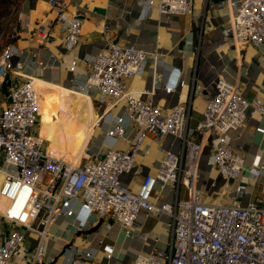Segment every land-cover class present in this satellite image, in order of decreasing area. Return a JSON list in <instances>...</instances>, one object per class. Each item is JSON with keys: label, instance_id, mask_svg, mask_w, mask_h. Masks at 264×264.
<instances>
[{"label": "built area", "instance_id": "built-area-1", "mask_svg": "<svg viewBox=\"0 0 264 264\" xmlns=\"http://www.w3.org/2000/svg\"><path fill=\"white\" fill-rule=\"evenodd\" d=\"M38 1L47 3L60 19L67 6L66 0ZM192 1L145 0L149 7L168 15L190 12ZM229 1L234 44L245 47L264 43V0ZM82 21L74 13L65 26L62 42L68 52L79 42ZM22 28L30 34L29 23ZM103 28H110L108 21ZM19 33V27L13 28L8 39L15 40ZM36 36L43 40L47 35L37 31ZM10 41L0 52V88L5 85L9 92L8 103L0 109V198L4 202L0 210V264H44L43 243L49 238L50 226L77 204L124 228L132 227L140 217L169 216L167 249L137 253L132 264H264V203L241 204L246 186L233 187L244 174L257 178L263 167H245L243 157L225 140L250 116L264 117V95L248 99L238 85L217 77L210 85L201 119L188 129V105L163 109L145 102L123 83L124 78L143 71L147 52L135 44L108 42L88 60L91 70L85 88L93 89L102 99L125 102L123 117L106 135L116 141L126 140L127 147H109L101 156L85 150L79 162L66 161L50 155L44 138L35 130L40 108L35 84L30 79L13 84L10 78L14 58L22 52ZM125 119L135 130L130 139L124 138ZM256 131L264 135V127H256ZM196 134L201 139L211 138L209 165L232 197L230 203L201 199L197 177L203 144L201 139H193ZM148 136L157 141L172 136L173 141L168 149H161L155 170L147 172L138 188L131 190L122 184L121 177L133 172ZM166 190L173 196L171 201L161 199ZM27 237H34L31 244L26 245ZM103 250L110 257L112 248L105 245ZM91 259L90 253L70 254L65 248L47 264H89Z\"/></svg>", "mask_w": 264, "mask_h": 264}, {"label": "crops", "instance_id": "crops-1", "mask_svg": "<svg viewBox=\"0 0 264 264\" xmlns=\"http://www.w3.org/2000/svg\"><path fill=\"white\" fill-rule=\"evenodd\" d=\"M225 1L193 0L190 12L168 15L149 7L145 0H66L60 19L43 1L20 0L13 26L19 27L20 33L10 43L22 52L14 58L10 78L13 84L30 79L39 91L35 130L44 138L48 153L60 152L77 163L84 147L93 156H101L112 146L127 147L126 140L116 141L106 135L123 117L125 102L102 99L93 89L85 88L91 70L88 60L108 42L135 44L147 52L148 62L143 71L124 78L123 83L145 102L163 109L188 105V129L201 119L210 85L217 77L238 85L248 99L263 96L264 43L245 47L234 44L230 25L232 4ZM74 13L83 19L82 32L77 46L68 52L62 39ZM107 21L110 28L105 30L103 25ZM24 23H29L30 34L22 28ZM37 31H43L46 38L38 39ZM8 101L4 92V104L0 103V107ZM259 126L264 127V117L252 115L238 131L225 137L243 157L245 167H263L257 178L244 174L234 183L233 187L246 186V195L239 199L241 204L264 203V135L256 131ZM134 135V128L125 119L124 138ZM193 139L199 141L201 137L196 134ZM201 140L203 153L197 177L201 199L207 203H230L232 197L209 165L211 138L204 136ZM172 141V136L160 141L148 136L133 172L121 177L122 184L136 190L144 175L157 167L161 149H168ZM172 197L169 190L161 193L163 200L171 201ZM70 212L59 216L50 226L49 238L43 243L44 264L65 248L70 254L90 253L89 264H132L137 253L167 249L170 218L166 214L140 217L132 227L124 228L110 218L90 214L78 204ZM33 238L27 237L26 245ZM105 245L112 248L110 257L103 250Z\"/></svg>", "mask_w": 264, "mask_h": 264}, {"label": "rangeland", "instance_id": "rangeland-1", "mask_svg": "<svg viewBox=\"0 0 264 264\" xmlns=\"http://www.w3.org/2000/svg\"><path fill=\"white\" fill-rule=\"evenodd\" d=\"M19 1L20 0H13V3L9 9V12L5 16L0 17V31L3 32L0 35V52H1V49L4 47V44L8 41L7 35L11 32L13 26L15 25V20H16L15 17H16V12L18 9ZM5 91H6V89L4 90V88H0V99H1L0 103H2V104H4V92ZM1 108H3V107H0V109ZM85 150H86V147H84L83 153H82L79 161L83 158V155H85L84 154V152H86ZM55 153H56L57 158H62L64 160L67 159V161H72L70 158H66L65 154H62V153L57 152V151ZM87 155H89V154H87ZM27 241H28V239H27Z\"/></svg>", "mask_w": 264, "mask_h": 264}, {"label": "trees", "instance_id": "trees-1", "mask_svg": "<svg viewBox=\"0 0 264 264\" xmlns=\"http://www.w3.org/2000/svg\"><path fill=\"white\" fill-rule=\"evenodd\" d=\"M12 3H13V0H0V17L5 16V15L9 12V9H10ZM2 33H3V32L0 31V35H1ZM7 38H8V35H7ZM9 41H10V40L8 39V41L4 44V47L6 46V44H7ZM4 47H3V48H4ZM3 48H2V49H3ZM2 49H1V50H2ZM1 88H4V90L7 89V88L5 87V85H2Z\"/></svg>", "mask_w": 264, "mask_h": 264}, {"label": "bare ground", "instance_id": "bare-ground-1", "mask_svg": "<svg viewBox=\"0 0 264 264\" xmlns=\"http://www.w3.org/2000/svg\"><path fill=\"white\" fill-rule=\"evenodd\" d=\"M38 93H39V91H38ZM39 97H40V93H39ZM52 156L56 157V155H52ZM0 174H1V173H0ZM1 175H2V174H1ZM3 206H4V202H3V200L0 198V210H2Z\"/></svg>", "mask_w": 264, "mask_h": 264}, {"label": "water", "instance_id": "water-1", "mask_svg": "<svg viewBox=\"0 0 264 264\" xmlns=\"http://www.w3.org/2000/svg\"><path fill=\"white\" fill-rule=\"evenodd\" d=\"M7 84L9 85V81L7 82ZM8 90L5 91V96H8ZM9 100V99H8Z\"/></svg>", "mask_w": 264, "mask_h": 264}]
</instances>
